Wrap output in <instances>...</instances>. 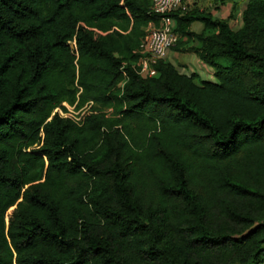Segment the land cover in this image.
<instances>
[{
  "label": "trees",
  "instance_id": "trees-1",
  "mask_svg": "<svg viewBox=\"0 0 264 264\" xmlns=\"http://www.w3.org/2000/svg\"><path fill=\"white\" fill-rule=\"evenodd\" d=\"M245 1L237 30L165 15L213 82L137 74L152 0H0V264H264V0Z\"/></svg>",
  "mask_w": 264,
  "mask_h": 264
},
{
  "label": "built area",
  "instance_id": "built-area-1",
  "mask_svg": "<svg viewBox=\"0 0 264 264\" xmlns=\"http://www.w3.org/2000/svg\"><path fill=\"white\" fill-rule=\"evenodd\" d=\"M182 0H152L151 9L159 16V27L151 28L143 38L139 46V54L143 56L141 66L137 74L142 76H153L156 71L153 66L160 59L167 57L168 52L177 42V36L173 32V22L165 17L167 13L176 11L181 6ZM65 111L55 109V114L73 123L80 125L86 116L91 113L93 104L86 103L80 108L76 105L63 104Z\"/></svg>",
  "mask_w": 264,
  "mask_h": 264
},
{
  "label": "crops",
  "instance_id": "crops-1",
  "mask_svg": "<svg viewBox=\"0 0 264 264\" xmlns=\"http://www.w3.org/2000/svg\"><path fill=\"white\" fill-rule=\"evenodd\" d=\"M223 8H224V3L220 2V0H182L181 6L175 12L178 11L179 13H184L186 11H189V12H194L196 14L197 13L209 14L213 18L219 19L217 15L220 11H222ZM188 30L189 32L200 34L203 32V26L200 22L194 21ZM195 45H196L195 42H190L189 44L190 47L191 46L194 47ZM181 55L186 57L184 60L185 63L186 61H191L190 64L187 63L188 66L185 64H182L181 62L178 63V59ZM167 56L168 57L166 58H168V61L175 62V64L180 65V66H184V67L187 66L188 70H191V74L192 73L197 74L201 80L213 81V70L209 68L208 66L202 64L201 62L200 63L202 66L198 67L197 63L199 62V59L194 53L177 52V51L170 50ZM194 65H196L197 67Z\"/></svg>",
  "mask_w": 264,
  "mask_h": 264
},
{
  "label": "rangeland",
  "instance_id": "rangeland-1",
  "mask_svg": "<svg viewBox=\"0 0 264 264\" xmlns=\"http://www.w3.org/2000/svg\"><path fill=\"white\" fill-rule=\"evenodd\" d=\"M245 5H246V1L245 0H226V1H224V8L222 9V11H220L218 13L217 16H218V18L220 20H227L228 19L230 21V23L232 24L233 29L237 30L242 25V14L244 12ZM232 6H233V9H232ZM231 9H232V11H231ZM185 58L186 57L181 55L179 57V59H178V63L181 62L182 64H185V65L188 66L187 63L190 64L191 61H186V63H185L184 62ZM166 59L168 60V58H166ZM171 63H173L176 66L177 70L180 73H184V74H187V75L191 74V70H188L187 66L186 67L180 66V65L175 64V62H171ZM194 66H196V65H194ZM197 66L198 67L202 66L200 61L197 63ZM215 81L216 80L213 79V82H215ZM54 113H55V111L52 112V116L54 115Z\"/></svg>",
  "mask_w": 264,
  "mask_h": 264
},
{
  "label": "water",
  "instance_id": "water-1",
  "mask_svg": "<svg viewBox=\"0 0 264 264\" xmlns=\"http://www.w3.org/2000/svg\"><path fill=\"white\" fill-rule=\"evenodd\" d=\"M12 209H14V207H13V208H11V209H10V211H11Z\"/></svg>",
  "mask_w": 264,
  "mask_h": 264
}]
</instances>
